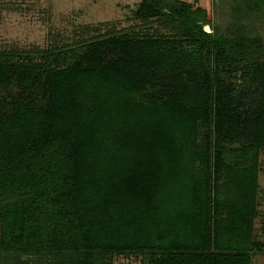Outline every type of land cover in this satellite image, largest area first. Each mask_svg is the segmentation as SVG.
<instances>
[{
    "label": "trees",
    "instance_id": "1",
    "mask_svg": "<svg viewBox=\"0 0 264 264\" xmlns=\"http://www.w3.org/2000/svg\"><path fill=\"white\" fill-rule=\"evenodd\" d=\"M132 20L0 48V264L264 252V0H213L210 18L141 0Z\"/></svg>",
    "mask_w": 264,
    "mask_h": 264
},
{
    "label": "rangeland",
    "instance_id": "2",
    "mask_svg": "<svg viewBox=\"0 0 264 264\" xmlns=\"http://www.w3.org/2000/svg\"><path fill=\"white\" fill-rule=\"evenodd\" d=\"M141 0H0V48L47 45L50 34L78 37L79 26H110L124 30L133 23L134 11ZM191 2L192 0H187ZM213 0H198L210 18ZM100 24V25H99ZM107 24L106 27L103 25ZM206 32L210 29L205 26ZM258 175V215L256 239L264 240V153L260 154ZM113 264H139L135 258H118ZM253 264H264V252L253 256Z\"/></svg>",
    "mask_w": 264,
    "mask_h": 264
}]
</instances>
